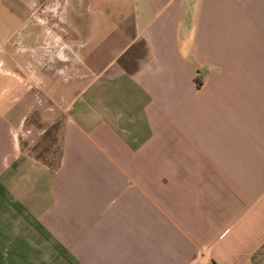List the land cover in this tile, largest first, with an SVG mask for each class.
Returning a JSON list of instances; mask_svg holds the SVG:
<instances>
[{
	"label": "crops",
	"instance_id": "obj_1",
	"mask_svg": "<svg viewBox=\"0 0 264 264\" xmlns=\"http://www.w3.org/2000/svg\"><path fill=\"white\" fill-rule=\"evenodd\" d=\"M17 1L0 0V264H264V0L102 8L135 65L114 57L71 99L56 155L27 142Z\"/></svg>",
	"mask_w": 264,
	"mask_h": 264
},
{
	"label": "rangeland",
	"instance_id": "obj_2",
	"mask_svg": "<svg viewBox=\"0 0 264 264\" xmlns=\"http://www.w3.org/2000/svg\"><path fill=\"white\" fill-rule=\"evenodd\" d=\"M25 1L18 0L13 6L19 11H24L28 7ZM30 2L32 11L27 12L29 17L25 19L20 15L18 19L21 24L28 23L30 28H35V35L29 41L34 43L35 52L29 59L27 55L22 54L21 50L25 49L27 40L21 33L19 47L15 44L13 46V49L18 48L15 50L20 53L7 59V62L13 67L22 88L35 95L36 109L27 119L31 125H25V129L29 126L33 128L32 132L27 133L31 151L39 155H56L59 150L61 123L71 99L90 79L103 71L114 57L118 66L132 69L135 65V55L130 53V49L127 53L117 56L122 47L120 41L129 34L124 36L121 30L111 28L113 23H102L103 17L107 15V12H101L102 8L117 10L127 3L125 0L83 1L81 8L84 25L93 23L98 26L102 23V29L105 27V33L100 38L97 36L98 31L94 37H89L87 27H78L75 0ZM8 3L11 5V2ZM4 6L7 7L6 4ZM120 17L123 18L122 14L115 15L116 24ZM6 46L5 43L4 49L8 52ZM137 48L139 52L140 46Z\"/></svg>",
	"mask_w": 264,
	"mask_h": 264
},
{
	"label": "built area",
	"instance_id": "obj_3",
	"mask_svg": "<svg viewBox=\"0 0 264 264\" xmlns=\"http://www.w3.org/2000/svg\"><path fill=\"white\" fill-rule=\"evenodd\" d=\"M197 264H202V262H199V263H197Z\"/></svg>",
	"mask_w": 264,
	"mask_h": 264
}]
</instances>
